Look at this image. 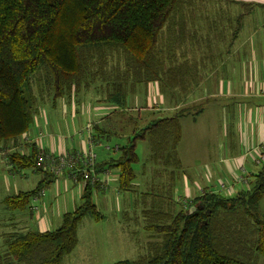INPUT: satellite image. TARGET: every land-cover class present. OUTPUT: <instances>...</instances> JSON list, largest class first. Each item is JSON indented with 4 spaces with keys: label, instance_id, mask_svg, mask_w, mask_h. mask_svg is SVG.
<instances>
[{
    "label": "trees",
    "instance_id": "1",
    "mask_svg": "<svg viewBox=\"0 0 264 264\" xmlns=\"http://www.w3.org/2000/svg\"><path fill=\"white\" fill-rule=\"evenodd\" d=\"M192 2L0 0V150L6 151L3 144L16 143L31 130L38 111V95L32 83L41 72L53 84L54 101L69 94L77 81L92 71L90 66H98L95 74L102 72L105 59L113 52L126 55L123 76L134 79L138 75L139 80L143 75L148 81H158V77L171 73L166 61L177 63L178 57L171 49L165 53L159 48L160 35L164 28L169 32L178 29L177 37L184 38ZM176 71L183 75V63L176 65ZM118 72L117 77H121L120 69ZM120 83H111L109 99L124 108L127 95ZM190 110L182 107L174 115L153 119L135 128L126 144L111 147L119 155L106 161L105 168L119 170L120 192L135 194L136 203L142 198L145 230L151 236L142 258L118 264H251L253 254L264 256V215L259 213L264 165L252 175L249 187L234 195L209 190L186 203L176 197L183 168L176 154L182 139L180 120ZM111 125L110 121L94 125V141L108 140ZM139 140L151 148L143 168L152 167L161 176L158 186L153 184L145 190H140L134 168L140 160L136 150ZM30 147L28 154L18 149L6 151L12 170L34 168L55 178L37 166V155L46 150L36 143ZM95 189L100 190L98 183L89 178L80 204L64 214L55 230L4 234L0 264H61L76 247L82 219L87 215L97 221L103 217L94 200ZM40 190L21 192L6 198V203L13 209H25ZM194 206L197 210L191 213Z\"/></svg>",
    "mask_w": 264,
    "mask_h": 264
},
{
    "label": "rangeland",
    "instance_id": "2",
    "mask_svg": "<svg viewBox=\"0 0 264 264\" xmlns=\"http://www.w3.org/2000/svg\"><path fill=\"white\" fill-rule=\"evenodd\" d=\"M217 8L216 1L193 0L187 12L189 21L186 27L188 28L184 30L183 39L177 37V34H179L178 29H176L175 32H169L168 28H164L160 35L159 48H162L165 53L170 49L173 50V53H176L175 57H178V61L177 63H175V61H166L165 65L171 67V73L158 77V81H148L142 78L143 75L139 77V80H137L138 75H135L134 79L132 76L130 77L129 80L131 83L126 89H128L129 92L133 88L137 97L131 99L132 96H130L127 104V112L119 113L112 119L113 122L116 121V123H118V126L112 129L113 132L108 143L111 147H114L116 143L120 145L126 144L129 137L133 135L135 128L145 126L153 119L174 115L179 111L181 105L187 103L184 99V94L187 92V89L190 88V84L192 85V82L196 80V77H191L190 66L194 65L199 69L201 65L199 60L201 54L210 53L212 51L216 52V47H214V45H208L210 41L206 39V34H213V40L214 43H216V25L219 20ZM206 26L209 27L210 30H202V28ZM191 27L192 29H189ZM191 33L195 36L192 37ZM201 34L205 35L203 37L204 39H200ZM194 56H197L196 61L190 59L186 60V57L192 58ZM105 60L106 62L102 67V72L95 74L93 71H96L98 66H90L92 71H90L88 75L80 78L77 81L78 84L73 86V90H71L69 94L58 97L56 101H54L53 96H51L54 94L53 84L50 83L49 80H46L44 72L38 74L32 83L38 95V111L35 113V119L31 130H36L37 127H41L43 132H45L44 134L57 136L56 138L63 139H71L73 137L79 139L82 133L81 131L87 136L89 134V128L87 126L88 121H92L93 118L98 117L99 113L103 115V113H110L113 109L112 107L106 106L109 104L108 102L95 99L94 95L89 91L90 88L92 87L96 91L101 88V95L106 97L103 95L105 82L107 84L110 83V85L112 82L114 84L116 80L119 82L120 78L117 79L119 73L118 69H120L121 74H124L126 71V55H124V53H110ZM180 63L184 65V73L182 76L176 71V65ZM198 76L199 75H197V77ZM106 79L109 83L105 81ZM95 81L96 84L92 83ZM121 84L122 83H120V85ZM81 98L86 100L81 101ZM170 101L172 102L169 103ZM175 103L178 105H175ZM159 105L163 106V110L161 112H150V119H146L145 117L146 114H148L145 112L146 110L143 111L140 109V107L154 109L153 107ZM195 105H209V103H197ZM201 110L202 108L200 107L191 109L189 113L185 114L180 120L182 139H180L176 154L181 160L183 168L180 171L181 178H179L176 186V194L179 196H186L185 190L187 186H194V181L191 179L193 175L190 173L193 168V162H198L203 159L208 151L212 152V154L213 151H216L219 145L217 143V138H221V134L217 132L220 130L219 124L221 125L223 124L222 121L225 122L227 120L226 118L222 120L220 114L218 117L216 114L215 117L210 115L206 118L205 115H199ZM97 112L99 113L97 114ZM143 119L146 120L144 123L140 125H138V123L135 124V121L140 120V122H143ZM210 120L216 123L211 125V123H209ZM14 145L16 144L11 142L3 144L2 148L8 151L7 147ZM106 147L107 146H105L104 149L110 156L116 157L119 155L118 151L116 152V150L113 149H108V151ZM136 150L140 160L134 168L136 169V173H138L137 180L139 178L142 182L140 186L141 189H139L145 190L153 184L158 186L161 176L156 175L152 167L150 170L149 168H143L145 166V160L149 157L151 152L150 144L146 141L141 142V140H139ZM263 165V162L259 164L257 170H260ZM8 167L5 161H0L1 223L4 222V219H2L3 216L10 217L13 213V208L9 207L2 198L11 195L15 187L14 185L18 183L24 190L31 189L35 186L34 184H36L32 176H29L30 178L27 179L21 178L20 176L15 178L10 173ZM24 170L25 172L26 170L29 172L32 168H26ZM203 174L204 176H202V178H204L205 182L208 184L214 183L217 185L223 179L225 180L224 182L228 183L231 178L227 173L219 174V176L215 175L212 179L208 177V173ZM186 177L189 178L188 182ZM219 178L223 179L219 180ZM245 187H249V185H245L244 189ZM69 189L71 192L73 187ZM70 192H62L60 195L62 197L59 198L60 201L61 199L64 200V195H70ZM221 192L226 194V191ZM229 194L230 193H228V195ZM93 195L98 205L97 207H99L105 218L97 221L90 215H87L82 219L76 233L78 236L76 247L70 254L62 258L61 264H118V261H132L142 258V255L147 253V242L151 237L150 232L145 230V220L142 214L143 207L141 206L143 205L142 198L136 203L134 199L135 194L131 192L119 194L118 190L111 188H109L106 193L95 189ZM129 197L132 198L131 209L134 214L130 213L131 216H128V218L126 216V210H129V208L125 206V202H129ZM260 201L259 213L264 215V196ZM79 204L80 203H78V205ZM71 208V210H73L75 207ZM4 229L2 224H0V233ZM251 262V264H264V256L253 254Z\"/></svg>",
    "mask_w": 264,
    "mask_h": 264
},
{
    "label": "crops",
    "instance_id": "3",
    "mask_svg": "<svg viewBox=\"0 0 264 264\" xmlns=\"http://www.w3.org/2000/svg\"><path fill=\"white\" fill-rule=\"evenodd\" d=\"M213 1H216L219 18L216 25V43H214L213 34L211 33L206 34V39L210 41L208 45L216 47V52L212 51L201 54L199 69L197 66H190L191 77H196V80L192 82V85L190 84V88L184 94V99L187 103L181 105L179 109L182 107L190 109L200 107L202 110L199 115H205L207 118L210 115L215 117L216 114L218 117L220 114L222 120L224 118L227 120L225 122L222 121L223 124H219L220 130L217 132L221 134V138H217L219 145L216 151H213V154L208 151L203 159L193 162V168L190 173L193 175L191 179L194 181V186H187L185 190L186 196H179L175 192L176 197L178 196L180 200L181 198L183 200L200 196L209 190L213 192L222 191L220 190V183L225 181L223 178H219V180H223L217 185L214 183L208 184L202 178L204 176L203 173H208V177L211 179L213 176H219L222 173L229 174L231 178L228 183H225L233 189L230 195H234L237 191L242 190L245 185H250L253 178L252 175L257 174L259 171L257 170L259 164L256 163V149L264 143V0ZM189 29H192V27ZM203 29L210 30L207 26ZM191 35L192 37L195 36H193V33ZM204 36V34H201L200 39ZM189 59L196 61L197 56L192 58L186 57V60ZM197 75H199V78ZM117 78H120L122 86H125V93L127 95L125 107H116V104L109 99L112 85H110L107 79L105 81L109 84L105 82L103 92V95L106 97L101 95V88L96 91L91 87L89 91L94 95V98L108 102L109 104L106 106L113 109L110 113H103V115L97 112V114L99 113L98 117L93 118L92 121L90 120L91 122L88 121L87 126L91 125V130L88 131L89 134L87 136L81 131L79 139L76 137L71 139L56 138L57 136L44 134L43 129L37 127L36 130H29L26 134L30 137L29 141H24L23 138H20L18 142H12L16 145L7 147L8 151L18 149L22 153L28 154L31 149L30 146L35 143L38 147H43L45 150L53 151L54 153L65 151L72 153L92 148L97 153V158L92 168L94 174L103 180L106 179V172L108 170L110 173L107 180L108 186L101 187L98 184L100 187L99 191L106 193L111 188L118 190L119 194L123 193L118 189L119 170L116 168H105L107 167L105 162L111 157H115L110 156L104 149L105 146H110L108 144L110 138L108 140L99 138L97 141H94L92 138L93 127L96 124L104 125L110 121L112 122V129L118 126V123L116 121L113 122L112 119L119 113L127 112L130 96H132L131 99L137 97L133 88L129 92L126 89L131 83L127 75L123 76L121 74V77ZM92 83L96 84V81ZM82 100L86 99L81 98ZM197 103H209V105H195ZM175 105L178 104L175 103ZM153 108L140 107V109L146 110L145 112L148 113L145 116L146 119L151 118L150 112H161L163 110V106L160 105ZM140 120L136 121L135 124L138 123L140 125L146 121L143 119L144 121L140 122ZM209 123L214 125L216 122L210 120ZM110 132L112 134L113 131L111 130ZM40 134H42L41 139L38 141ZM116 144L119 145L118 143ZM106 150H108L107 147ZM5 154V151L0 150V161L6 162L10 173L15 178L20 176L27 179L30 178L29 176H32L36 184H34L33 188L24 190L18 183L14 185L13 193L2 198V200L6 202V198L8 197L18 196L21 192L33 191L37 188H40L42 191L44 190L45 194L35 201L30 199L27 208L13 209L10 217H2L4 222H0V224L5 229L0 233V243L3 238L2 236L6 233L29 230L47 231L59 228L64 214L74 211L78 203H80L84 183H75L66 174L55 178L46 176L34 168L29 172L27 170L25 172L24 169L12 170ZM98 165L101 166L98 168ZM103 168L104 170L99 171V169ZM186 180L188 182L189 178L186 177ZM138 182L141 186L142 182L139 178ZM70 187H73L71 192L69 191ZM62 192H70V195H64V200L61 199L60 201L59 198L62 197L60 196ZM125 204L129 208V210H126V216H131L130 213H133L131 209L132 198L129 197V202H125ZM33 205L37 209H33ZM71 207L75 208L71 210ZM102 215V219H104L105 216L103 213Z\"/></svg>",
    "mask_w": 264,
    "mask_h": 264
},
{
    "label": "built area",
    "instance_id": "4",
    "mask_svg": "<svg viewBox=\"0 0 264 264\" xmlns=\"http://www.w3.org/2000/svg\"><path fill=\"white\" fill-rule=\"evenodd\" d=\"M89 130H91V125L88 126ZM23 134L21 138L24 141H29L30 137ZM91 137V136H90ZM41 139V134L38 137V141ZM44 149L43 147H40ZM107 149H111L110 146H107ZM257 157L256 163L261 164L264 162V143L261 144L257 149ZM97 153L91 148L90 150L79 151V152H60L54 153L53 151H42L37 155V166L43 168L45 171L52 173L53 175H68L75 183L82 182L85 185V182L90 178L92 182L98 183L101 187L108 186V175L110 174L108 171L106 172V179H99L93 172L92 168L95 164ZM10 167H13L11 163H9ZM220 190L226 191V194L232 193L231 187H229L225 182L220 183ZM45 191L40 190L36 195L32 196L33 200L39 199V197H43ZM229 194V195H230ZM188 199H183V203H186ZM33 209H37L33 205Z\"/></svg>",
    "mask_w": 264,
    "mask_h": 264
},
{
    "label": "water",
    "instance_id": "5",
    "mask_svg": "<svg viewBox=\"0 0 264 264\" xmlns=\"http://www.w3.org/2000/svg\"><path fill=\"white\" fill-rule=\"evenodd\" d=\"M210 198H211V194L208 195L207 200H209ZM207 200H206V201H207ZM204 202H205V201H204ZM204 202H201V207H204V204H205ZM195 210H197V207H196V206L192 207V208H191V213H192L193 211H195ZM208 212H209V210H208ZM205 222H206V221H205Z\"/></svg>",
    "mask_w": 264,
    "mask_h": 264
}]
</instances>
